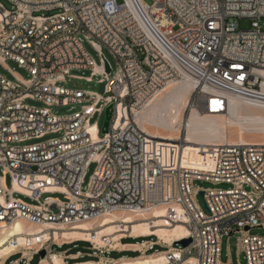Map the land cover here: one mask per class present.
Returning a JSON list of instances; mask_svg holds the SVG:
<instances>
[{
	"label": "built area",
	"instance_id": "1",
	"mask_svg": "<svg viewBox=\"0 0 264 264\" xmlns=\"http://www.w3.org/2000/svg\"><path fill=\"white\" fill-rule=\"evenodd\" d=\"M241 20L250 27L241 29ZM83 42L98 53L100 65ZM102 48L116 62L113 74ZM7 60L29 78L0 76V231L18 220L72 229L112 213L161 209L159 219L183 225L192 240L185 248H175L177 240L165 243L162 252L158 242L144 241L146 251L164 253L165 264L189 258L231 264L221 262V244L234 235L246 264H264V236L250 233L264 230V145L199 146L200 166L187 165L183 139H152L135 120L168 85L181 81L193 86L187 106L202 114H222L234 95L257 99L264 82V0H153L150 6L143 0H0V61ZM72 70L101 75L106 96L59 87ZM69 105L80 109L52 113ZM109 105L108 132L99 138L97 121ZM92 162L96 170L83 186ZM195 181L214 189L196 188ZM222 184L228 187L217 188ZM200 192L206 211L197 202ZM54 193L64 201L41 198ZM55 231L43 227L27 236L7 259L18 255L11 264H31L44 251L37 264H53L52 255L59 254L54 248L64 245L54 241ZM16 241L14 236L7 244ZM90 244V254L103 253ZM68 252H62V264L85 256Z\"/></svg>",
	"mask_w": 264,
	"mask_h": 264
},
{
	"label": "bare ground",
	"instance_id": "2",
	"mask_svg": "<svg viewBox=\"0 0 264 264\" xmlns=\"http://www.w3.org/2000/svg\"><path fill=\"white\" fill-rule=\"evenodd\" d=\"M259 74L264 78V72ZM192 87L190 81H181L168 85L143 111L137 114L135 120L140 129L152 139L165 141L177 140L181 131L184 130L186 132L185 143L194 141L199 142L202 146L264 145V141L247 142L242 138L244 133L249 135L264 133V82L261 86L262 93H259L260 95L257 99L251 100L234 95L229 98L228 106L222 114L207 115L191 110L188 119H186L187 121L182 124V122H179L180 112L182 108L189 104L188 98ZM146 125L153 126L157 130L155 128L149 129ZM232 126L238 127L241 139L237 141L227 140V130ZM158 128L166 130L170 134L163 135ZM89 131L95 138V127L90 126ZM188 149L185 148L184 150V159L192 157ZM14 187L17 188L16 186ZM150 214L151 219L155 221L145 219L144 213L127 216H119L118 213H112L101 218L98 228H95L90 221L80 222L72 229H62L63 226L52 224L39 226L18 220L10 228L0 231V264L11 253L19 250V247L27 244V236L40 232L43 227L59 230L55 231L53 235V239L57 244L83 241L92 242L99 246H107L117 241L121 235L135 238L153 235L164 243L170 244L174 240L185 239L188 236V230L183 225L167 226L163 220L159 219L164 214L163 210L154 209ZM119 232L122 234L115 235ZM14 236H17V245L7 244L9 238ZM47 238V234L43 235L44 240ZM143 245L144 243L134 244L135 247ZM119 246L117 242L116 247ZM51 260L53 264H62L60 255L53 254ZM166 260L164 253H159L147 257L121 259L113 262V264H165ZM40 264L49 263L43 260ZM82 264L99 263L86 262ZM185 264H195L194 258L187 259Z\"/></svg>",
	"mask_w": 264,
	"mask_h": 264
},
{
	"label": "rangeland",
	"instance_id": "3",
	"mask_svg": "<svg viewBox=\"0 0 264 264\" xmlns=\"http://www.w3.org/2000/svg\"><path fill=\"white\" fill-rule=\"evenodd\" d=\"M122 0H117V3H121ZM143 2L147 5H152L153 4V0H143ZM5 7L7 9H10V5L3 1L2 2ZM251 25V22L249 20H241L239 21V27L241 29H248ZM83 48L85 50V52L93 59V61L95 62V64L100 65V56L98 55V53L86 42H83ZM102 53L105 56L106 60L109 62V64L112 67V74L116 71V62L114 60V58L111 56V54L105 49L102 48ZM90 70H72L70 72V76H65L64 81H60L57 83V85L59 87H62L63 89L66 90H73V91H81V92H87V93H93L102 97H105L106 94L104 93V82H98V80H100L102 77L101 75H93L90 76ZM0 76L4 77L6 80L11 81V82H17L18 78L21 79H28L29 78V74L27 71H25L24 69H21L17 66L16 63L12 62V61H5V62H1L0 61ZM90 81H87V78H90ZM262 90V89H261ZM190 98V95H189ZM188 98V99H189ZM27 104L29 105H34L37 107H41L42 104L40 102H34V101H27ZM75 106V109L78 110L80 109L79 105H69L67 107H53L52 108V113L56 116H61V115H65L69 113V109L70 107ZM191 113V110L189 109V106H185L184 108H182V111L180 112V116H179V122L185 123L189 117ZM200 113V112H199ZM201 114V113H200ZM96 121V119H93L90 121V123H94ZM104 122V112L102 113V116L98 119L97 124H98V137L102 138L103 134L101 133V127L102 124ZM149 129H154L155 127H151L149 125H146ZM236 127V128H235ZM230 128V127H229ZM228 128L227 130V140H231V141H237L240 138L239 135V130L237 129V126H232L230 129ZM155 130H157L155 128ZM160 133H163V135H168L170 134L168 131L163 130V129H159ZM163 130V132H162ZM165 131V132H164ZM174 134V133H173ZM53 136H50L48 138H51ZM242 138L247 141V142H263L264 141V133H258V134H251L249 135L248 133H244ZM178 139H183V142L186 140V132L183 130L181 131V134L179 136ZM185 143V142H184ZM188 143V142H187ZM186 144L185 148H189L188 151L190 154H192V157H187L184 159V164L187 165H193V166H200L197 165V160H198V150H199V146L203 147L202 144L200 145L199 142H189L188 144ZM193 143V144H192ZM97 164L95 162H92L89 164L86 174L84 176V184L83 186H86V184L89 182L91 176L93 175L94 171L96 170ZM0 174H2V169L0 168ZM5 186L7 188H10L11 186V181H10V177L9 176H5ZM194 186L196 188H202V189H214V186L210 183L207 182H201V181H195L194 182ZM228 187V185H218L217 188L220 189H226ZM16 198H19L20 200H22L23 202L29 203V204H36V202H34L33 200H30L29 198L23 197L21 195H14ZM44 197H52V198H57L60 201H64L63 195L59 194V193H54V194H43L41 196V198L43 199ZM197 202L199 204V206L202 208L203 211H206L205 205H204V200L203 198L198 194L197 195ZM119 216H127V215H134V214H128V213H118ZM144 218L145 219H150L152 221H155L153 219H151V214L150 213H144ZM100 220H94V221H90L91 223L94 224L95 228H98L99 224H100ZM251 235H259V236H264V230L263 229H252L250 231ZM122 234L121 232L116 233L115 235H120ZM238 237L239 235H234L232 236L228 242H226L225 239H223L222 244H221V256H220V260L222 263L224 262H228L230 260L231 264H246L244 258H243V254L242 252H240L239 250V241H238ZM137 238H143L144 240L139 242V243H143L144 241H154V242H158V245L156 246V249L160 252L165 251L167 248H165V243L163 241H160L157 239L156 236H149V237H137ZM124 239H135V237H130V236H123L121 235L117 241L112 242L111 245H113L111 247V245H107V246H99L96 245L94 243H92L94 246H96V248H99L103 253H97L96 255L98 256L97 258H93L94 261L99 262L100 259L101 261L99 262V264H113V262L109 261V254L110 253H120V252H136L138 254V257H147L150 255H154L152 251H146V249L148 248V244L144 243L143 246H130V247H123L125 248V250H123V248L121 246L116 247L117 242H122V240ZM88 245H84V247H82L81 245H78V248H74V247H65L63 249L61 248H54V252L59 253L60 256H63L62 252L69 250L70 252H75L76 250H80L81 253H92V245L90 244V242H87ZM138 244V243H135ZM64 245H69L67 243H64ZM178 246H175V248H177ZM84 248V249H83ZM123 250V251H122ZM58 254V255H59ZM19 258L18 255L12 257V261H15ZM80 259V258H78ZM126 259H132V258H124ZM40 260V256L39 255H35L32 258V262L31 264H37V261ZM77 260V259H76ZM76 260H70L71 261H76ZM81 260V259H80ZM103 260V261H102ZM85 263V262H83ZM11 264V263H10ZM21 264V263H20ZM70 264V263H69ZM180 264H185V261L180 263Z\"/></svg>",
	"mask_w": 264,
	"mask_h": 264
},
{
	"label": "trees",
	"instance_id": "4",
	"mask_svg": "<svg viewBox=\"0 0 264 264\" xmlns=\"http://www.w3.org/2000/svg\"><path fill=\"white\" fill-rule=\"evenodd\" d=\"M143 240H144L143 238L124 239V240H122V243L123 244H135V243H139V242H141ZM78 245H81L82 247H84V245H88V243L87 242H83V241H77V242H73V243L69 244L68 246L67 245H62L61 249L65 248V247H71V246L72 247L73 246H77L76 248H78ZM78 252H81V251L80 250H76L73 253L69 251L68 253L69 254H76ZM14 256H16V255H14ZM14 256L9 257L6 260L5 264H10L12 262V257H14ZM137 256H138V254L136 252H120V253L114 252V253H110L109 254V258L113 259V260H117V259H120L122 257L136 258ZM38 261H37V263H38ZM90 261H94V259L91 258V257L84 256V257L81 258V260L77 259L76 261H71L69 263L70 264H74V263H82V262H90Z\"/></svg>",
	"mask_w": 264,
	"mask_h": 264
},
{
	"label": "water",
	"instance_id": "5",
	"mask_svg": "<svg viewBox=\"0 0 264 264\" xmlns=\"http://www.w3.org/2000/svg\"><path fill=\"white\" fill-rule=\"evenodd\" d=\"M105 72L107 74L110 72V69H109L107 62H105ZM112 110H113V105L107 106L104 110V122H103L102 127H101V133L102 134H106L108 132L109 122H110L111 117H112ZM199 195L201 197H203L202 192H200ZM191 242H192L191 238H185V239L175 241L174 245L185 248V247L189 246L191 244ZM38 255L42 259L45 256V252L40 251Z\"/></svg>",
	"mask_w": 264,
	"mask_h": 264
},
{
	"label": "crops",
	"instance_id": "6",
	"mask_svg": "<svg viewBox=\"0 0 264 264\" xmlns=\"http://www.w3.org/2000/svg\"><path fill=\"white\" fill-rule=\"evenodd\" d=\"M122 242H119V245L121 246V247H130V246H134V244H121ZM123 250H125V248H123ZM122 250V251H123ZM69 254V253H68ZM80 254H82L81 252L80 253H76V254H69L70 256H72V257H78V256H80ZM84 254V253H83ZM85 256H87V257H91V258H97L98 256L95 254V255H93V254H89V253H85ZM61 257H63V256H61ZM124 258H127V257H122V258H120V259H117V260H113V259H109V261H111V262H115V261H118V260H121V259H124ZM6 260H7V258L1 263V264H5V262H6ZM100 261H101V259H100ZM99 261V262H100ZM103 261V260H102ZM90 262H96V261H90ZM98 262V263H99ZM14 263V262H13ZM74 264H77V263H74Z\"/></svg>",
	"mask_w": 264,
	"mask_h": 264
}]
</instances>
